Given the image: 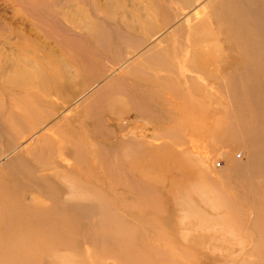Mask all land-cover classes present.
<instances>
[{"label":"rangeland","instance_id":"obj_1","mask_svg":"<svg viewBox=\"0 0 264 264\" xmlns=\"http://www.w3.org/2000/svg\"><path fill=\"white\" fill-rule=\"evenodd\" d=\"M222 1L0 0V256L44 217L14 264H264V98H229Z\"/></svg>","mask_w":264,"mask_h":264},{"label":"bare ground","instance_id":"obj_2","mask_svg":"<svg viewBox=\"0 0 264 264\" xmlns=\"http://www.w3.org/2000/svg\"><path fill=\"white\" fill-rule=\"evenodd\" d=\"M257 2L259 5L255 7L254 5L252 6L249 2L245 3L242 1L240 3H235V1L229 2L223 0L222 3L225 4H222L219 8L214 4L211 6L212 8L214 6L216 7V9L213 8L214 9L213 17L216 20V25L218 26L219 29V35L223 36L225 40L227 39L228 40L227 43H230L231 45L230 52L234 53L233 51H236L241 58L240 61L238 62L236 61L237 63L240 64L239 68H236L237 66L236 67L233 66L234 68H229V70L236 69L237 72L234 70L236 73L231 72V74L226 73L227 75H225V80L227 81V85L232 87L231 92L229 93V98L231 102L232 101L233 103L235 102V105L236 102H243L245 101V99L254 101L257 98H264L260 90V88L264 86V2L261 0H257ZM218 5L220 4L218 3ZM203 25L205 24L202 23V26ZM205 28L207 29V27ZM194 29L191 35H189L190 36L189 45L197 49V47H199L204 42L206 37L211 38L212 35L209 34L208 32L203 33L205 31L201 32L197 30L200 29V27L197 28L196 26V29L195 30ZM199 49L198 51H200ZM203 57L204 56H202V58ZM198 71L200 70L198 69ZM18 75L24 81L22 84H24V86L29 87V83L31 82L25 78L26 77L25 73L19 71ZM22 84H20L19 86L21 87ZM27 104H32V102L30 103L29 100V103ZM29 106H27V109ZM32 107L33 106H31L28 109V111H25L27 115L25 112L24 114L26 115L27 118H32L37 121V117L35 118V116H33L34 113L37 114L36 112L37 110L34 112L32 109L35 108V106L33 108ZM23 108L26 109L25 106ZM23 108L21 107V110ZM39 117L40 116H38V118ZM22 166L21 168L24 169V166L23 167ZM24 173L25 172L23 171L24 180L27 179V181H30L29 177L26 176V173L25 174ZM16 189H17L16 187L7 186V185L0 186V218L1 219L2 218L4 219V217L7 216V214H5L4 212L12 210L15 203L18 201V195L21 194L20 191ZM66 218L67 217L59 215L57 219H55L54 225L55 226L59 225L61 228L64 227V229H66L65 228L66 221L68 220ZM40 219H42L43 221L40 220L39 224L36 227L30 226L31 222L27 221L25 226L22 225V227L19 226L14 229L13 233L10 234L9 238H7V241L10 243V245H5L6 247L3 248V252H1L2 254L0 256V264H14L16 260L14 256L17 255H21L23 259H25L26 256L37 258L38 256L41 255L40 250L42 247H49V245L50 246L52 245L54 239L47 236L46 233L44 232L45 230L44 225L47 224L45 222L46 220L44 217L43 218L40 217Z\"/></svg>","mask_w":264,"mask_h":264}]
</instances>
